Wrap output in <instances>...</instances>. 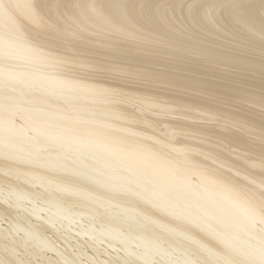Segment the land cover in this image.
Instances as JSON below:
<instances>
[{"label":"bare ground","instance_id":"bare-ground-1","mask_svg":"<svg viewBox=\"0 0 264 264\" xmlns=\"http://www.w3.org/2000/svg\"><path fill=\"white\" fill-rule=\"evenodd\" d=\"M197 93L264 110V0H0V264H264V119Z\"/></svg>","mask_w":264,"mask_h":264},{"label":"rangeland","instance_id":"rangeland-1","mask_svg":"<svg viewBox=\"0 0 264 264\" xmlns=\"http://www.w3.org/2000/svg\"><path fill=\"white\" fill-rule=\"evenodd\" d=\"M96 75H97V77H98V75H99V78H101V79L104 78L105 80H104V79H102V80L107 81V82H111V80H112L113 83L117 82V83H119V84L121 83V85H127V86H130V85L132 84V85H131L132 87H135V86L138 87V86H139V87H142V88H147V86H148V89H151V88L154 89V88H156L154 84H153V85H154V86H153V85L150 84L149 82L146 83V81L139 80V79H136V80H135V79H134V80L132 79V80H131V79H128V78H123V77H121V76L116 77V75H115V76H114V75H110L109 73H106V72H101V74H100V72H99V73H96ZM108 75H110V76H108ZM101 76H102V77H101ZM105 77H107V78H105ZM111 77H112V78H111ZM113 77H115V78H113ZM109 78H110V80H109ZM114 80H115V81H114ZM117 80H118L119 82H118ZM122 80H124V81H122ZM129 80H130V82H127V81H129ZM142 81H143V82H142ZM128 83H129V84H128ZM137 83H138V84H137ZM140 83H141V86H140ZM144 83H145V84H148V83H149V84L146 86ZM136 84H137V85H136ZM150 85H151V86H150ZM131 86H130V87H131ZM145 86H146V87H145ZM149 86H150V87H149ZM157 86H158V85H157ZM139 87H138V88H139ZM160 87H161V86L159 85L158 88H160ZM164 87H165V86H162V88H160V89H163ZM158 88H156L155 90H157ZM166 88L173 89V90H175V92L178 91L176 88H170V87H166ZM160 89H158V90H160ZM179 91H184V90H179ZM186 91H187V90L184 91V92H185L184 95L187 94V95L191 96L192 94L195 93V92L192 93L191 91H187V93H186ZM189 92H191L192 94L189 93ZM178 93H180V92H178ZM188 93H189V94H188ZM187 95H186V96H187ZM195 95H198V96H200L201 98L204 97V94H203V96H202L200 93H197V94H195ZM189 96H188V97H189ZM205 96L207 97V95H205ZM206 97H204V98H206ZM221 97H222V95H220V97H219L218 95H216V96L213 97V98H214V99H213L212 97H209V96H208L207 99L210 100V99L212 98L211 101L214 100V102L216 101V103H219V105L222 106L221 104H225L228 100H225L224 98H221ZM222 99H223V100H222ZM224 100H225V101H224ZM222 102H223V103H222ZM220 103H221V104H220ZM233 103H234V102L232 101V104H233ZM226 104H227V105H226ZM226 104L223 105L224 108H225V106H228V107H226V108H228V109H230V110H233L234 112H236L237 110H241V109L243 108L242 111H243V112L246 111V114H245V115H250V114H251V117H253L252 115L255 114L253 118H255L256 120H258L259 118H261V119H262V122H263V119H264V110H263V109H259V108L257 109V108H256V110L254 111L253 109H251L249 106H246V105H244V106L241 105V107H240V105L237 104V103H235L237 106H235V104L232 105V104H231V101H228ZM230 105H232V106H230ZM245 106H246L247 108H246ZM230 107H231V108H230ZM232 107H234V108L236 107L237 109L235 110V109L232 108ZM238 108H239V109H238ZM240 108H241V109H240ZM245 108H246V109H245ZM249 108H250V111H251V110H253V111H252V112L248 111ZM260 110H261L262 113H263V117H262V113H261ZM256 111H259V112H256ZM239 112H240L241 114H243V112H241V111H237V113H239ZM248 112H249L250 114H248ZM252 113H253V114H252ZM260 114H261V115H260ZM256 115H257L259 118H258ZM256 117H257V118H256ZM261 119H259V120L261 121ZM259 120H258V121H259ZM1 223H3L4 225L6 224L5 221H2ZM4 225H2V226H4ZM62 235H63V234H62ZM65 235H66V233H65ZM72 237H73V236H72ZM53 238L55 239V236H53L52 239H53ZM69 241H72L71 243H72L73 246H74V245H77V246H78L79 242L82 243V246H81V247L86 246V249L88 250V252H85L86 254L83 256V258H84L85 256L89 255V253L92 252L91 249H90V248L84 243V240H80V239H79V241H75V240L71 239V240H69ZM59 242H60V244H62V245H64V243H65V242L62 241V240H60ZM64 246H65V245H64ZM78 247H79V246H78ZM78 247H75V246H74V247H68V248H71L72 250H74L73 252H75V250H77ZM73 248H74V249H73ZM98 248H99V250H100V255H102V257H101V256H100V257H96L99 261H100L101 259H104L103 257H106V258L109 257V255H107L106 253L103 252V251H104V248H105V249H108L109 252L113 253V250L110 249L109 247H106L104 244H100V245L98 246ZM92 253H93V252H92ZM17 254H18L19 257H23L21 252H18ZM48 256H50V255L48 254ZM37 258H39V257H37ZM84 260H86L89 264H94L91 260H88V259H86V258H84ZM36 261H37V260H36ZM36 261H35V262H36ZM100 262H101L102 264H104L102 260H101ZM46 264H49V263L46 262Z\"/></svg>","mask_w":264,"mask_h":264}]
</instances>
